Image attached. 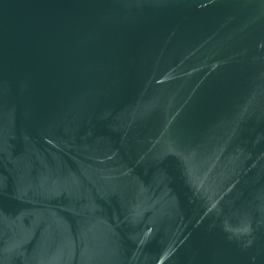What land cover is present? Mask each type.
<instances>
[{"label":"water","instance_id":"1","mask_svg":"<svg viewBox=\"0 0 264 264\" xmlns=\"http://www.w3.org/2000/svg\"><path fill=\"white\" fill-rule=\"evenodd\" d=\"M0 264H264V0H0Z\"/></svg>","mask_w":264,"mask_h":264}]
</instances>
